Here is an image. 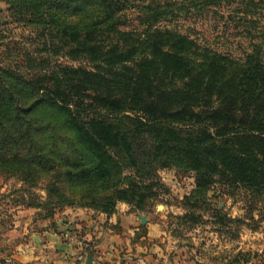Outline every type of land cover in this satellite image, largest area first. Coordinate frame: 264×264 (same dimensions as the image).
<instances>
[{
  "label": "trees",
  "instance_id": "1",
  "mask_svg": "<svg viewBox=\"0 0 264 264\" xmlns=\"http://www.w3.org/2000/svg\"><path fill=\"white\" fill-rule=\"evenodd\" d=\"M235 1L181 0L174 10L160 0H41L49 52L86 65L0 79V171L107 215L121 201L145 203L141 183L176 160L201 189L218 177L263 195L264 39L238 59L155 26ZM133 8L140 31L121 27Z\"/></svg>",
  "mask_w": 264,
  "mask_h": 264
},
{
  "label": "rangeland",
  "instance_id": "2",
  "mask_svg": "<svg viewBox=\"0 0 264 264\" xmlns=\"http://www.w3.org/2000/svg\"><path fill=\"white\" fill-rule=\"evenodd\" d=\"M141 1L131 0L129 7ZM160 1L169 9L181 3ZM32 8L28 0H0V79L37 78L51 64L86 65L68 59L57 48L49 52L43 20L36 12L45 13V7L37 0L35 11ZM174 12L155 26L183 33L202 47L234 58H244L253 44L264 39V0H236ZM137 14L134 8L126 9L121 27L140 31ZM262 51L264 59V44ZM195 178L196 172L181 161L166 167L158 163L154 184L141 183L143 187L149 184L142 187L144 192H151L145 203H136L138 199L133 204L121 201L115 212L106 216H112L113 227L119 231H123L124 223L138 224L134 239L156 249L160 264H264V194L230 189L218 177L205 190L196 185ZM70 198L73 205L49 194L42 180L30 182L0 171V230L16 225L26 230L28 219L53 220L64 210L67 213L62 215H70L69 208L99 212L80 205L85 202L79 197ZM139 262L144 264L138 256L134 264Z\"/></svg>",
  "mask_w": 264,
  "mask_h": 264
},
{
  "label": "crops",
  "instance_id": "3",
  "mask_svg": "<svg viewBox=\"0 0 264 264\" xmlns=\"http://www.w3.org/2000/svg\"><path fill=\"white\" fill-rule=\"evenodd\" d=\"M68 212L57 213L53 220L28 219L26 230L17 225L1 229L0 264H134L138 256L144 264H160L156 249L134 239L139 231L135 222L122 224L119 231L112 216L104 213L71 208ZM76 234L87 246L76 244L81 238Z\"/></svg>",
  "mask_w": 264,
  "mask_h": 264
},
{
  "label": "built area",
  "instance_id": "4",
  "mask_svg": "<svg viewBox=\"0 0 264 264\" xmlns=\"http://www.w3.org/2000/svg\"><path fill=\"white\" fill-rule=\"evenodd\" d=\"M78 246H87L86 245V241L84 242L83 239H79L77 240V243H76Z\"/></svg>",
  "mask_w": 264,
  "mask_h": 264
},
{
  "label": "water",
  "instance_id": "5",
  "mask_svg": "<svg viewBox=\"0 0 264 264\" xmlns=\"http://www.w3.org/2000/svg\"><path fill=\"white\" fill-rule=\"evenodd\" d=\"M91 257H89V260H90ZM92 262L90 261L89 264H91Z\"/></svg>",
  "mask_w": 264,
  "mask_h": 264
}]
</instances>
